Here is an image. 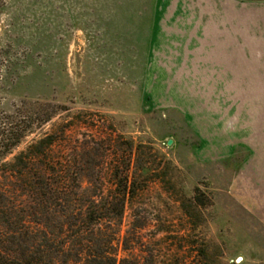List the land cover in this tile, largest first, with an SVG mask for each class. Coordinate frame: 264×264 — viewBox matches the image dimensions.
I'll return each mask as SVG.
<instances>
[{"label":"rangeland","instance_id":"rangeland-1","mask_svg":"<svg viewBox=\"0 0 264 264\" xmlns=\"http://www.w3.org/2000/svg\"><path fill=\"white\" fill-rule=\"evenodd\" d=\"M1 1L0 47L29 57L17 93L56 112L9 159L52 132L63 158L102 141L110 187L131 142L122 246L264 264V0Z\"/></svg>","mask_w":264,"mask_h":264},{"label":"trees","instance_id":"trees-1","mask_svg":"<svg viewBox=\"0 0 264 264\" xmlns=\"http://www.w3.org/2000/svg\"><path fill=\"white\" fill-rule=\"evenodd\" d=\"M19 47H0V264H188L160 261L158 251L144 246H122L125 210L138 191L131 142L125 168L110 173V187L102 168L91 167L103 161L102 141L80 144V152L63 158L55 151L62 140L52 132L9 159L33 128L56 114L40 99L17 93L29 60Z\"/></svg>","mask_w":264,"mask_h":264},{"label":"water","instance_id":"water-1","mask_svg":"<svg viewBox=\"0 0 264 264\" xmlns=\"http://www.w3.org/2000/svg\"><path fill=\"white\" fill-rule=\"evenodd\" d=\"M172 145V141L170 140L169 142H168V146H171ZM238 261H240V260H238Z\"/></svg>","mask_w":264,"mask_h":264}]
</instances>
